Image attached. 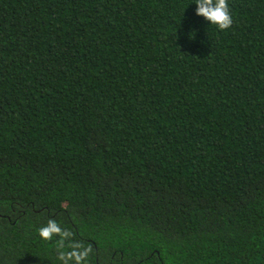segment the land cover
Instances as JSON below:
<instances>
[{
  "label": "trees",
  "instance_id": "16d2710c",
  "mask_svg": "<svg viewBox=\"0 0 264 264\" xmlns=\"http://www.w3.org/2000/svg\"><path fill=\"white\" fill-rule=\"evenodd\" d=\"M227 2L0 0V264H61L50 219L83 264H264V0Z\"/></svg>",
  "mask_w": 264,
  "mask_h": 264
},
{
  "label": "clouds",
  "instance_id": "9594fccd",
  "mask_svg": "<svg viewBox=\"0 0 264 264\" xmlns=\"http://www.w3.org/2000/svg\"><path fill=\"white\" fill-rule=\"evenodd\" d=\"M197 4L196 14L203 16L210 24L218 26L220 30L228 29L232 23V15L229 10L227 0H195ZM39 235L44 240H52L54 236H59L57 241L58 259L61 264H83V261L91 251L90 248H84L79 243H71L73 233L63 230L55 220L50 219L46 226L40 228ZM66 241L71 250L64 251ZM83 250H79V249Z\"/></svg>",
  "mask_w": 264,
  "mask_h": 264
}]
</instances>
